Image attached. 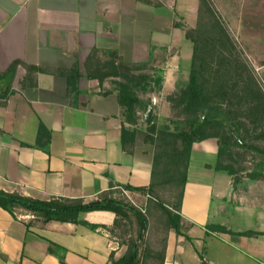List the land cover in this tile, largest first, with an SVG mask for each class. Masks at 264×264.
Returning a JSON list of instances; mask_svg holds the SVG:
<instances>
[{
	"label": "crops",
	"instance_id": "1",
	"mask_svg": "<svg viewBox=\"0 0 264 264\" xmlns=\"http://www.w3.org/2000/svg\"><path fill=\"white\" fill-rule=\"evenodd\" d=\"M198 4L199 0H0V71L14 60L45 69H68L78 62L83 71L93 47L116 49L124 61L146 64L159 77L160 88L150 95L153 101L187 80L180 62L185 31L179 23H196ZM25 74L19 66L10 88L0 81V94H6L0 98L5 101L0 104V190L40 201L88 203L111 183L148 185L153 148L144 142L140 122L145 112L134 131L133 151L127 153L121 146L116 92L103 94L111 90L109 81L99 86L82 76L75 91L63 76L45 70L30 76L22 87ZM204 141L215 154L214 164L204 166L218 172L216 140ZM220 171L224 182L216 185L215 198L224 202L225 191L231 189V202L244 206V184L236 190L232 176ZM211 191L190 186L187 179L179 212L186 229L168 232L164 264H264V224L234 226L229 215L214 216L208 203ZM122 193L144 207L145 196L124 189ZM114 218L110 211L93 210L81 213L78 223L45 224L29 211L19 209L12 216L0 207V264H105L111 252L115 257L123 252L110 234ZM151 223V230L153 225L160 227L157 218ZM211 224L226 230H213ZM244 231L256 234H240Z\"/></svg>",
	"mask_w": 264,
	"mask_h": 264
},
{
	"label": "trees",
	"instance_id": "2",
	"mask_svg": "<svg viewBox=\"0 0 264 264\" xmlns=\"http://www.w3.org/2000/svg\"><path fill=\"white\" fill-rule=\"evenodd\" d=\"M185 37L192 43L187 80L166 96L167 116L152 115L147 123L143 121L144 142L153 148L148 185L111 183L109 189L88 203L81 199L40 201L17 191L0 190V207L12 216L19 209L29 211L45 224L53 220L78 223L83 212L110 211L115 216L110 234L123 252L119 257L111 252L105 264H164L168 232L186 229L180 225L179 212L193 144L215 139L217 168L226 170L233 180L248 170L244 161L248 154L253 155L256 159L246 176L264 182V90L254 71L240 56L234 40L206 0H199L195 26L185 30ZM19 66L26 72L22 87L27 86L30 76L45 70L63 76L68 88L75 91L82 76L99 86L109 81L111 90L103 94L116 92L121 146L127 153L133 151L141 113L152 105L149 95L160 88L159 77L146 64L124 61L116 49L93 47L83 62V71L78 62L68 69H45L14 60L0 71V81L6 87H11ZM0 98L4 100L6 94H0ZM121 188L145 196L144 207L130 201ZM153 218L160 225L155 229L162 233L159 239L153 237ZM208 227L226 230L215 224Z\"/></svg>",
	"mask_w": 264,
	"mask_h": 264
},
{
	"label": "rangeland",
	"instance_id": "3",
	"mask_svg": "<svg viewBox=\"0 0 264 264\" xmlns=\"http://www.w3.org/2000/svg\"><path fill=\"white\" fill-rule=\"evenodd\" d=\"M206 1L217 20L223 24L234 40L240 56L252 68L258 83L264 90V0H251V3L247 0ZM179 24L184 31L190 28L189 25L195 26V23ZM181 33V71L188 77L192 43L186 39L184 32L181 31ZM157 66L155 67L157 68ZM169 93L171 92H161L157 97L152 98V102L156 104V107L152 109L151 116L162 117L168 115L169 111L166 107L165 98ZM140 124H143V121ZM208 145V141H201L195 144L189 167L188 185L191 186L193 184L209 190L212 189L210 193L212 195L209 196L208 203L214 216L220 218V216L229 215L231 222L234 221V226L247 224L249 226L257 224L261 226L264 224V182L252 180L246 176L247 171L253 167L256 158L248 154L244 161V165L248 170L241 173L240 179L234 180V184L237 186L236 190L241 186L239 183L245 186L244 198L246 199L244 206H237L231 202V189L230 191H227L228 189L225 191L224 202L215 198L216 185H221L224 182V177L222 176L224 173L220 169H216L218 171L216 172L204 166L215 162V154L208 148ZM128 199L135 202L132 198L128 197ZM153 224L156 225L157 222L154 220ZM154 225L152 228L153 237L156 236L159 239L162 233L160 231L155 232L156 226L154 227Z\"/></svg>",
	"mask_w": 264,
	"mask_h": 264
},
{
	"label": "water",
	"instance_id": "4",
	"mask_svg": "<svg viewBox=\"0 0 264 264\" xmlns=\"http://www.w3.org/2000/svg\"><path fill=\"white\" fill-rule=\"evenodd\" d=\"M152 109H153V106L152 105L149 106L148 109L146 110L145 114H144V120L146 123L150 120Z\"/></svg>",
	"mask_w": 264,
	"mask_h": 264
}]
</instances>
